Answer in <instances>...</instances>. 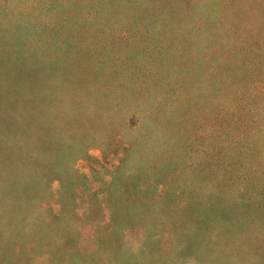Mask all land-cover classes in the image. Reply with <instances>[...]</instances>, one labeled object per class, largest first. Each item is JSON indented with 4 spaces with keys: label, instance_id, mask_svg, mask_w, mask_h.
Wrapping results in <instances>:
<instances>
[{
    "label": "rangeland",
    "instance_id": "374dc122",
    "mask_svg": "<svg viewBox=\"0 0 264 264\" xmlns=\"http://www.w3.org/2000/svg\"><path fill=\"white\" fill-rule=\"evenodd\" d=\"M0 264H264V0H0Z\"/></svg>",
    "mask_w": 264,
    "mask_h": 264
}]
</instances>
